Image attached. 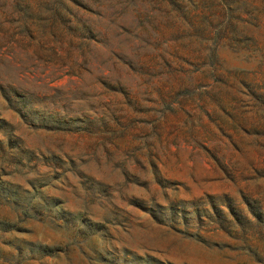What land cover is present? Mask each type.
Returning a JSON list of instances; mask_svg holds the SVG:
<instances>
[{"label":"rangeland","instance_id":"rangeland-1","mask_svg":"<svg viewBox=\"0 0 264 264\" xmlns=\"http://www.w3.org/2000/svg\"><path fill=\"white\" fill-rule=\"evenodd\" d=\"M0 264H264V0H0Z\"/></svg>","mask_w":264,"mask_h":264}]
</instances>
